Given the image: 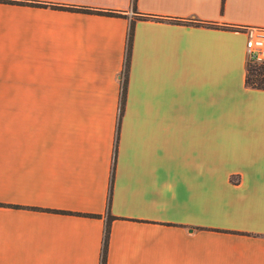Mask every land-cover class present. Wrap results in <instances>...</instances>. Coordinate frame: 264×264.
<instances>
[{
    "label": "crops",
    "instance_id": "1",
    "mask_svg": "<svg viewBox=\"0 0 264 264\" xmlns=\"http://www.w3.org/2000/svg\"><path fill=\"white\" fill-rule=\"evenodd\" d=\"M245 25L264 0H0V264H100L109 184L104 264H264Z\"/></svg>",
    "mask_w": 264,
    "mask_h": 264
},
{
    "label": "trees",
    "instance_id": "2",
    "mask_svg": "<svg viewBox=\"0 0 264 264\" xmlns=\"http://www.w3.org/2000/svg\"><path fill=\"white\" fill-rule=\"evenodd\" d=\"M13 1H21L22 0H13ZM133 2V0H131ZM31 4H38V5H45L48 4L53 7H62L67 9L79 10V11H89V12H97V13H104V14H122L120 11L112 8H100V7H89L84 5H74V4H57L51 2H39V1H26ZM207 24H211L210 22H206ZM131 33H132V20H130L128 24L127 34H126V50L124 55V61L122 66V73H126V67L128 64V55H129V48L131 42ZM244 82L247 85L255 86V87H264V64H255L246 62L245 67V77ZM124 86H125V78H122L121 85H120V106L119 112L121 111L122 101L124 96ZM109 198H110V184L108 187V195L106 198V215L104 220V227L102 233V246H101V254H100V264H104L105 252H106V241L109 229V221L112 217L108 212L109 206Z\"/></svg>",
    "mask_w": 264,
    "mask_h": 264
},
{
    "label": "built area",
    "instance_id": "3",
    "mask_svg": "<svg viewBox=\"0 0 264 264\" xmlns=\"http://www.w3.org/2000/svg\"><path fill=\"white\" fill-rule=\"evenodd\" d=\"M245 33L246 62L264 64V26H242Z\"/></svg>",
    "mask_w": 264,
    "mask_h": 264
},
{
    "label": "rangeland",
    "instance_id": "4",
    "mask_svg": "<svg viewBox=\"0 0 264 264\" xmlns=\"http://www.w3.org/2000/svg\"><path fill=\"white\" fill-rule=\"evenodd\" d=\"M256 64V63H255Z\"/></svg>",
    "mask_w": 264,
    "mask_h": 264
}]
</instances>
